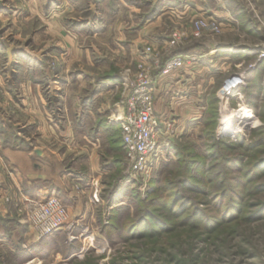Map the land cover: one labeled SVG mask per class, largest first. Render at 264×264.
<instances>
[{"label":"rangeland","instance_id":"374dc122","mask_svg":"<svg viewBox=\"0 0 264 264\" xmlns=\"http://www.w3.org/2000/svg\"><path fill=\"white\" fill-rule=\"evenodd\" d=\"M169 1L49 0L45 5L43 0H0V264H187L189 254L198 255L194 264H264V217L252 221L239 219L238 227L234 229L201 234L200 237L205 238L199 237L193 248H190L186 238L188 233L183 228L179 230V236L168 238L166 235L162 243H155L157 245L150 243L148 235L125 240L119 232H108L106 229L113 210L123 211L122 208L127 207L129 216L136 219L139 210L137 201L152 197L154 185L163 186L167 178L180 179L179 174L171 173L183 167L177 150L183 160L198 157L205 163L204 168H199L200 174L196 172L197 165L191 173L200 179L205 177L206 181L201 185L212 195H200L194 191L186 193L200 200L199 206L206 213L215 212L212 208H205V201L213 202L217 199L214 192L223 189L221 186L216 188L215 183L209 182V177L218 176L219 170L228 174L226 165L216 168L218 160H215V155L222 154L228 160L241 159L244 171L251 163L264 158V143L259 144L264 138V0H187L191 9L186 16L179 11V5H170ZM174 1L177 0L171 2ZM123 2L133 4L139 10L135 12L134 7L128 9ZM64 3L69 9L64 8L59 24L76 34L72 47L60 43L57 30L50 26L52 12ZM164 5L170 7L164 11L161 9ZM229 15L231 18H228ZM158 16L159 23L152 32L157 40L146 36L138 45L137 54L141 55V59L134 60L129 54L123 56L118 42L119 23L146 19L156 21ZM210 18L221 22L220 32L196 27L198 21H210ZM97 19L104 25H110L107 34H103L102 28L91 26ZM176 31L182 42L170 47L166 42ZM162 37H167V41L156 45L154 41ZM148 47L159 53L161 68L170 56L184 55L187 58L181 69L170 72L182 71L178 74L185 75V83L178 80L170 86L165 103L158 105L159 111L167 107L172 115L169 117L171 132L167 131L169 121H161L160 126L159 140L167 153L165 159L144 186L141 180L135 183L129 181L125 152L123 156L121 152H110L109 146L103 147L99 160L107 172L102 179L91 178L81 183L74 178L70 182L74 196L80 198L89 213L85 217L69 214L63 225L38 238L30 228L32 221L28 214L31 207L26 198L39 200L57 196L67 206L56 193L31 192L27 182L22 180V160L15 156L11 158V152L31 151L37 161L35 149H57L63 155L62 174L68 175L75 169L88 173L87 166L82 164L83 159L76 157L73 145L72 148L69 146L70 141L55 136V133L67 132L69 124L63 121L59 93L54 88L62 87L71 76H60L55 84L54 72L68 67L73 76L78 74L80 79L85 80L94 69L112 64V71L126 68L129 73L125 76L130 81ZM198 64L204 69L201 75L187 77L185 70ZM232 77L238 78L225 86V82ZM234 84L236 87L232 88ZM182 96H188L191 103L203 105L197 110L201 122L198 128L194 126L187 130L186 124L179 123V119L189 117L181 114L182 105L178 99ZM226 99L234 113L243 110L249 116L232 115L225 122L222 106ZM185 110L190 112L184 113L192 111L190 107ZM43 134L48 136L46 140ZM113 141L109 140L110 145ZM219 141H225L232 148L221 147ZM76 159L78 166L74 164ZM231 168L230 174L245 177L243 173L246 172L237 171L234 162ZM261 173L255 174L254 182L248 180L251 185L264 183V172ZM96 180L101 188L100 202L92 203V183ZM51 183L48 180L33 182L38 188L49 187ZM236 189L241 191L248 203L245 215L264 204V190L248 192ZM167 195L168 190L165 189L154 194ZM171 198L169 195L167 200L171 201ZM228 202L229 198L225 200V203ZM155 211L166 215L162 208H155ZM121 218L123 222L125 215ZM47 237L48 240L45 239ZM70 244L79 249L67 257L65 253Z\"/></svg>","mask_w":264,"mask_h":264},{"label":"crops","instance_id":"0c3cea01","mask_svg":"<svg viewBox=\"0 0 264 264\" xmlns=\"http://www.w3.org/2000/svg\"><path fill=\"white\" fill-rule=\"evenodd\" d=\"M97 1L98 0H93V2ZM171 1H169V4L176 6L179 5V11H181L184 16L189 15L188 10L191 9L190 5L187 4L189 1L177 0L174 1L175 3ZM47 2H49V0H43V4L46 5ZM123 3L128 9L134 7L135 12L139 10L133 4L132 6L131 4ZM58 7L60 8L55 9L52 12L50 20H52L53 24L51 23L50 26L57 30L55 32H57L60 37V43L72 47L77 39L76 34L66 30L63 25L59 24L61 15L64 13L63 10L64 8H68V5L64 3ZM169 7L164 5L161 9H164L165 11ZM89 8L93 9L92 6ZM175 9L178 10L177 8ZM192 11L195 12L193 7ZM228 18H231V16L229 15ZM159 19L160 16H158L156 21H154L155 19H146L141 22H136L134 20L130 22L124 21L123 23L120 22L118 26L120 53L123 56L129 54L133 57L132 59L140 60L141 55H139V53L137 54L138 45L143 37L146 38V36H149L151 39H156L155 36L153 38L152 32L155 30L157 26L156 24L159 23ZM98 20L99 19L95 20L91 26L95 29L102 28L103 34H107L110 25L107 26L105 24L107 28L105 29L104 22L100 23ZM94 35L100 37L97 33ZM167 39V37H162L158 41H156V39L154 42H156V45L163 44ZM111 67L112 64H109L107 67H102V69L96 68L92 74L86 77L85 80L80 79L78 74L74 75V77L72 71L68 67L66 69L62 68L56 70L53 75V81L55 84L58 83L57 81L60 79V76H71L67 80V83L62 87L56 86L54 88L55 91L59 93L60 99H58V103L61 108L60 110H63V121L64 123L69 124L67 132L63 131L64 133H55V136H57V138L61 136L62 139L70 141L69 146L71 145L70 147L72 148L73 145L76 150V157L79 156L80 159H83L82 164L87 166L86 171L88 173H83L81 170L78 171L75 169V173L72 172L68 175L62 174L63 155L57 149L54 150L47 147L35 149L36 152L39 151L40 153H37V161L32 157V152L26 150L17 152L12 151L10 156L11 158L14 156L21 158L22 180L27 182L28 189L31 192L36 193L37 190L40 194L56 193V195H58L66 204L69 214L74 217L80 215L85 217L89 211L83 206L80 198L74 196V192L72 188H70V182L74 178L81 183H84L86 180L89 181L91 178L102 179V176L107 172L105 167H103L101 160H99L100 156L103 154V147L109 146L108 150L110 152H121L123 156L125 152L121 128L123 109L120 105V100L126 93V83L129 78L128 76H125V73L127 74L128 71L126 72V68L124 70L112 71ZM203 70V68H200V64H198L196 67H191L185 70V72L187 77L190 76L194 78L197 75L199 77ZM179 72L182 73V71H177V73L173 72L171 74H161V71L157 73L154 97L155 111L160 122L169 121V117L172 116L167 107H165V110L162 109L161 111L158 109V105H163L165 103V99L170 92V86H173L178 80H181L180 82L183 84L185 83L183 79V76L185 75H180L178 74ZM188 96H182L181 99H178V103H181L182 105L181 114H187L189 116L188 119H179L180 124H186L187 130L193 129L194 126L197 128L200 126V112L197 110L203 107V105H199L198 103L194 104V102H189ZM40 100L41 103L42 99ZM189 107L192 109L191 113H184L190 112L185 110V108ZM117 132H119V136L116 135ZM43 138L46 140L45 138H48V136L43 134ZM109 140L110 142L111 140H114L111 145ZM105 142H107V144H105ZM76 161L77 162L74 164L78 166V159H76ZM35 180H48L52 181V183L49 187L38 188V185L36 186L33 184ZM0 242H2V240Z\"/></svg>","mask_w":264,"mask_h":264},{"label":"trees","instance_id":"16d2710c","mask_svg":"<svg viewBox=\"0 0 264 264\" xmlns=\"http://www.w3.org/2000/svg\"><path fill=\"white\" fill-rule=\"evenodd\" d=\"M182 52L187 53V51ZM263 143L264 138L259 144L261 145ZM219 145L221 147H228L229 149L232 148V145L225 143V141H219ZM256 145L258 144L256 143ZM177 154H179L181 157L180 163H183V167L178 170H172L171 173L176 175L179 174L181 176L180 179L175 181L167 178L163 186L154 185L152 197L143 200L139 199L137 201V208L139 210L137 212L136 219L129 216L130 213L127 207H123V211L120 209L113 210L110 217L111 221L108 226H106L108 232H119V234L125 240L132 238L140 239L141 237L148 235L152 241L150 243L157 245L155 243H162L165 239L164 236L166 235L168 238L179 236L178 232L181 230V228H183L182 230L188 233L186 235L188 244L190 248H193L197 244L201 234L214 233L217 230L234 229L238 227L237 221L239 219L244 221H252L264 217V204L260 203V206L257 207L258 209L256 208L257 210H254L248 216L245 215L244 211L248 203L244 201L245 197L241 191L236 189L238 187L245 189L248 192L249 190L251 192L264 190V183L261 185H257L255 183L251 185L250 183L255 181V174H257V172H264V158H260L257 161L251 163V166L246 171H244V167H241V159L235 158L233 160H228V157L222 156V154L215 155V160H218L216 162V168L218 167L219 169V166L226 165V171L228 174L222 170H219V173H217L219 174L218 176L212 175L209 177V182L215 183L214 186L216 188L221 186L223 189H220V192H214L217 196L216 200L213 202L205 201V205L207 206L205 208H212L215 212L206 213L199 206L198 202H200V200L198 201L196 198H192L186 193L187 191H194L200 193V195H212L211 192H206L201 185V183L206 181L205 177L200 179L198 178V175H192L191 173L192 169L196 165V172L199 173V168H204L205 163L201 160L199 161L198 157H195L194 159L190 158L183 160L182 158L184 157L178 150ZM232 162H234V166L236 167L237 171L240 173H242V170L243 172H246V174L243 173L245 177H240L238 175H234V173H229L232 169ZM221 173L225 174L221 175ZM248 180H250V182ZM162 189L168 190V194L172 196L170 199L171 201H168L169 195H167V197L154 196V194H157V192ZM227 198H229V202L225 203ZM155 208H162L165 210L166 215H162V213L158 214L157 211H155ZM189 210H191V213L186 214ZM124 215L125 218L122 222L121 217H124ZM202 238L205 237H200V239ZM45 239L48 240L49 237ZM51 244L52 246L55 245L54 240L51 242ZM78 249V247L70 244L65 256H71L73 253L77 252ZM34 256L35 255H33V257ZM187 259V264H194L198 260V255L189 254ZM178 263H183V261H178Z\"/></svg>","mask_w":264,"mask_h":264},{"label":"built area","instance_id":"2783aa9c","mask_svg":"<svg viewBox=\"0 0 264 264\" xmlns=\"http://www.w3.org/2000/svg\"><path fill=\"white\" fill-rule=\"evenodd\" d=\"M195 25L201 30L209 29L216 33L221 31V22L213 18H210V21L200 20ZM180 42H182L181 36L177 31L167 41L170 47ZM186 59L184 55L170 56L161 68L159 53L148 47L143 53L142 61L133 79L126 83V93L120 101L123 109L121 128L125 155L129 164V181L133 183L141 180L146 186L167 154L159 140L161 122L155 111L154 92L157 73L161 71V74H169L181 69ZM193 60H196L195 57ZM234 78L238 77L227 80L225 86ZM171 126L169 122L167 131L171 132ZM92 186H94V193H92L91 202H100L99 182L95 181ZM43 200L46 202L41 204ZM25 201L29 208L31 207L28 214L32 221L30 228L34 230L38 238L45 237L68 220V209L57 196L39 200L26 198Z\"/></svg>","mask_w":264,"mask_h":264},{"label":"bare ground","instance_id":"6f19581e","mask_svg":"<svg viewBox=\"0 0 264 264\" xmlns=\"http://www.w3.org/2000/svg\"><path fill=\"white\" fill-rule=\"evenodd\" d=\"M236 87V85H232V88ZM228 100L226 99L223 106H222V117L223 120L226 122V120L231 119L232 115H243V117H248L249 115H247V113L243 112V110L241 112H238V114L234 113V111L230 108V106H228ZM246 109V108H245ZM242 113V114H241ZM245 113V114H244ZM44 202H46L45 200L41 201V204H44Z\"/></svg>","mask_w":264,"mask_h":264},{"label":"water","instance_id":"95a60500","mask_svg":"<svg viewBox=\"0 0 264 264\" xmlns=\"http://www.w3.org/2000/svg\"><path fill=\"white\" fill-rule=\"evenodd\" d=\"M37 153L40 154L39 151H37Z\"/></svg>","mask_w":264,"mask_h":264}]
</instances>
